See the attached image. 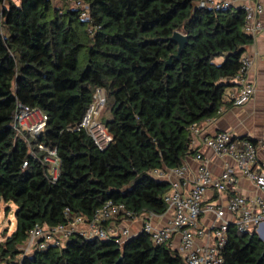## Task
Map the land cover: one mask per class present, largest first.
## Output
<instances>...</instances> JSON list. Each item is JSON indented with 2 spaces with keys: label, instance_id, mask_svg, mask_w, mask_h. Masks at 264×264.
I'll return each instance as SVG.
<instances>
[{
  "label": "trees",
  "instance_id": "trees-1",
  "mask_svg": "<svg viewBox=\"0 0 264 264\" xmlns=\"http://www.w3.org/2000/svg\"><path fill=\"white\" fill-rule=\"evenodd\" d=\"M201 1L0 0V212L15 206L0 264H183L142 232L119 244L73 235L19 256L35 225L67 222L65 208L86 219L107 201L135 216L165 213L170 186L153 171L195 153L189 128L218 116L252 42L242 7ZM176 31L186 38L178 58ZM96 89L105 93L99 120L112 137L103 151L75 129ZM17 104L47 117L36 138L12 129ZM38 144L56 149L54 183ZM220 255L222 264H264V241L229 225Z\"/></svg>",
  "mask_w": 264,
  "mask_h": 264
},
{
  "label": "built area",
  "instance_id": "built-area-1",
  "mask_svg": "<svg viewBox=\"0 0 264 264\" xmlns=\"http://www.w3.org/2000/svg\"><path fill=\"white\" fill-rule=\"evenodd\" d=\"M253 5L242 6L244 10L243 31L253 37L255 32L261 30L258 16L262 7L258 0ZM200 7L208 5L216 8L228 7L226 0H207L198 4ZM75 6H80L76 3ZM86 18V13H81ZM251 65L247 57L240 58V69L234 80L239 85L238 93L232 94L230 102L233 106L246 104L254 94V86L246 81V72ZM105 104V93L96 89L93 101L88 106L80 123L75 128L82 129L91 138L95 147L103 151L110 144L112 137L106 127L99 120V115ZM47 117L37 109H28L17 104L13 117L12 129L16 135L25 133L29 138H36L44 129ZM205 130V129H204ZM203 127L192 125L190 132V148L195 151L192 158L197 161L195 174L189 178V171L185 164L171 169L175 179L169 181V191L163 196L166 212H171L169 221L162 226H154L150 220L161 216L144 212L135 216L121 203L105 202L96 209L89 219L64 209L67 219L65 224L44 228L35 225L26 236L21 245L19 260L24 255H31L35 251H42L48 247H59L73 235L88 240L113 241L122 243L129 238L126 228H107L106 223H116L142 220L141 232L150 237L153 245H168L174 235L180 239L178 254L184 264H222L221 249L226 242V233L229 225H233L239 234L255 233L264 240V197L255 195L245 197L240 194L227 195L240 179L248 181L260 193H264V138L258 140L238 139L227 131L215 132L212 136H202ZM202 136L203 144L210 149L213 156L222 161L223 169L213 176L208 166L209 160L204 158L197 150L198 138ZM37 149L44 152L42 161L48 165L47 175L51 183L59 176V160L55 147L50 148L38 144ZM30 155L35 158V153ZM27 162L23 163V167ZM158 178L165 176L164 171H153ZM190 185V186H189ZM190 188L187 192L183 188ZM211 191V192H210ZM208 192L215 195L208 199ZM164 213V214H165ZM202 215H212L213 221L207 229L199 227L198 221ZM226 215L230 218L226 219ZM197 236L207 238L201 245H195Z\"/></svg>",
  "mask_w": 264,
  "mask_h": 264
},
{
  "label": "crops",
  "instance_id": "crops-1",
  "mask_svg": "<svg viewBox=\"0 0 264 264\" xmlns=\"http://www.w3.org/2000/svg\"><path fill=\"white\" fill-rule=\"evenodd\" d=\"M229 1L230 6L238 8L244 5L252 6L253 1H241V0H226ZM262 7V12L258 16V20L261 23V30L255 32L252 38V42L244 47L241 57H247L251 61V65L246 72V81L254 86V94L252 98L242 106H233L230 102L231 95L238 93L239 85L228 87L223 96L224 106L221 109L217 117L213 119H207L199 126L203 127L202 136L209 137L215 132L227 131L238 139L258 140L264 138V0H258ZM230 103V104H229ZM202 136L198 138L197 150L201 155L209 160V168L213 176H217L223 169L222 161L216 159L210 149L206 147L202 140ZM185 166L189 171V178L195 174L197 169V161L192 156H189L184 161ZM165 176L161 178L164 181H171L175 179V176L170 170H164ZM190 186V185H189ZM188 188H183L184 192H187ZM211 192V191H210ZM208 192L207 198L214 199L215 195ZM240 194L245 197H253L260 195L264 197V193L258 192L252 184L244 179H240L237 185L227 194ZM171 217V212L168 211L161 216L153 217L150 222L154 226H162L166 224ZM226 219L230 217L226 215ZM212 215H202L199 218V227L207 229L208 224L213 221ZM107 228H126L129 234V238L136 236L141 232L142 220L135 219L133 221L122 222L118 220L116 223H106ZM207 241L206 236H197L194 240L195 245H201ZM264 241V240H263ZM180 239L178 235H174L170 242V248L177 251L179 249ZM184 264V261H183Z\"/></svg>",
  "mask_w": 264,
  "mask_h": 264
},
{
  "label": "rangeland",
  "instance_id": "rangeland-1",
  "mask_svg": "<svg viewBox=\"0 0 264 264\" xmlns=\"http://www.w3.org/2000/svg\"><path fill=\"white\" fill-rule=\"evenodd\" d=\"M7 206L10 207L8 213L4 214V208L6 206H2L0 212V242L3 240V234L5 233V231L7 232V235H9L12 233V231L15 228V217H14L15 206L13 204H8Z\"/></svg>",
  "mask_w": 264,
  "mask_h": 264
},
{
  "label": "water",
  "instance_id": "water-1",
  "mask_svg": "<svg viewBox=\"0 0 264 264\" xmlns=\"http://www.w3.org/2000/svg\"><path fill=\"white\" fill-rule=\"evenodd\" d=\"M170 40L178 45L177 54L175 56L176 58H178L179 54L181 53V51L184 48V45H185V42H186V38H185L184 35H182L181 33L176 31L171 36ZM167 63H169V61ZM258 239L263 241L262 237H260V236L258 237Z\"/></svg>",
  "mask_w": 264,
  "mask_h": 264
}]
</instances>
